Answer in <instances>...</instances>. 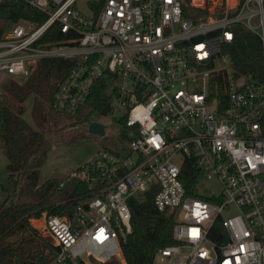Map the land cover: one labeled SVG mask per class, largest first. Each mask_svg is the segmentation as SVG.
Listing matches in <instances>:
<instances>
[{
    "label": "built area",
    "instance_id": "obj_1",
    "mask_svg": "<svg viewBox=\"0 0 264 264\" xmlns=\"http://www.w3.org/2000/svg\"><path fill=\"white\" fill-rule=\"evenodd\" d=\"M21 1L35 11L0 36V85L4 74L24 81L40 59H75L55 108L77 113L105 77L109 114L126 115L129 139L125 151L101 146L71 174L97 184L72 218L32 219L58 247L49 264L125 262L129 201L151 189L174 218L173 242L153 264H264V0L193 1L207 12L189 15L181 0ZM54 24L65 37L43 41ZM236 24L261 39L256 73L234 66ZM96 113L86 126L101 122ZM200 176L217 179L220 193L201 194Z\"/></svg>",
    "mask_w": 264,
    "mask_h": 264
},
{
    "label": "trees",
    "instance_id": "obj_2",
    "mask_svg": "<svg viewBox=\"0 0 264 264\" xmlns=\"http://www.w3.org/2000/svg\"><path fill=\"white\" fill-rule=\"evenodd\" d=\"M181 1L186 15L193 11L207 12L194 5L193 0ZM34 11L25 1H1L0 36L11 21L31 17ZM235 29L237 39L229 49L234 66L256 73L263 63L261 39L243 24H236ZM64 37L60 27L54 24L42 40L53 42ZM74 63L75 59L63 57L40 59L24 81L10 78L0 96V142L4 144L7 171L15 183L14 190L0 202V264H49L58 247L43 237L32 219L40 218L43 213L72 218L75 206L90 197L97 186L96 182L71 175L41 181L40 168L52 144L48 130L68 128L65 137L76 142L84 138L81 129L90 114L112 111V97L106 92L105 77L97 79L77 113H61L55 108L57 94ZM30 96L34 99L33 123L23 116ZM116 125L126 134V115L116 118ZM195 170L192 166L185 173L193 176ZM192 179L185 178L190 192H194ZM155 194L156 190L151 189L129 201L132 231L122 241L125 262L112 259L101 264H153L157 249L173 242L174 218L156 207ZM18 233L19 237L12 238Z\"/></svg>",
    "mask_w": 264,
    "mask_h": 264
},
{
    "label": "rangeland",
    "instance_id": "obj_3",
    "mask_svg": "<svg viewBox=\"0 0 264 264\" xmlns=\"http://www.w3.org/2000/svg\"><path fill=\"white\" fill-rule=\"evenodd\" d=\"M197 4H203L205 0H193ZM212 3L213 1L210 0ZM85 1L81 2V5ZM7 28V27H6ZM10 76L4 74L3 81L0 85V96L5 92V86L10 80ZM33 96H30L26 102V110L23 116L27 121L33 123L32 107ZM121 111H115L113 115H101L96 113L97 119L104 122L107 126L106 136H101L89 131L88 126L85 125L81 130L85 133L84 138L79 141L72 142L65 137V132L68 128L62 130L51 129L47 131L51 139V148L48 158L40 168L41 181H45L51 177H66L71 175L79 166L83 165L95 156L97 151L103 145H115L118 149L125 151L129 147V139L122 131L116 133V118L119 117ZM15 188L14 181L10 178L7 171V157L4 152V144L0 142V202H2L9 192ZM198 191L205 195L212 193L218 194L221 191V183L217 179H207L204 176L199 177ZM35 224L42 229H39L43 237L52 242L50 238L43 231L42 221H36ZM34 224V225H35ZM36 226V225H35ZM19 233L12 236V238L19 237Z\"/></svg>",
    "mask_w": 264,
    "mask_h": 264
},
{
    "label": "water",
    "instance_id": "obj_4",
    "mask_svg": "<svg viewBox=\"0 0 264 264\" xmlns=\"http://www.w3.org/2000/svg\"><path fill=\"white\" fill-rule=\"evenodd\" d=\"M89 131L99 134V135H105L106 129L105 125L101 122H91L88 126Z\"/></svg>",
    "mask_w": 264,
    "mask_h": 264
}]
</instances>
